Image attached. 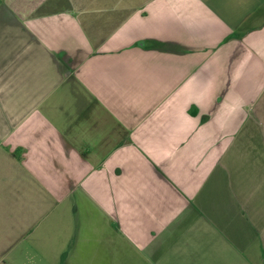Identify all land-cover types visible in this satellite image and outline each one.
<instances>
[{
	"label": "crops",
	"instance_id": "1",
	"mask_svg": "<svg viewBox=\"0 0 264 264\" xmlns=\"http://www.w3.org/2000/svg\"><path fill=\"white\" fill-rule=\"evenodd\" d=\"M0 56V264H264V0H0Z\"/></svg>",
	"mask_w": 264,
	"mask_h": 264
},
{
	"label": "rangeland",
	"instance_id": "2",
	"mask_svg": "<svg viewBox=\"0 0 264 264\" xmlns=\"http://www.w3.org/2000/svg\"><path fill=\"white\" fill-rule=\"evenodd\" d=\"M5 44V41L3 42ZM5 63L4 57L0 56V66Z\"/></svg>",
	"mask_w": 264,
	"mask_h": 264
}]
</instances>
